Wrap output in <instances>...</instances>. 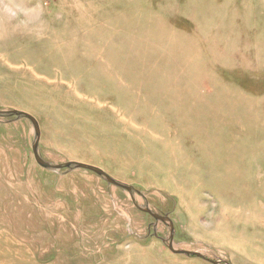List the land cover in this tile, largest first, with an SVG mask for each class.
I'll return each mask as SVG.
<instances>
[{"label": "rangeland", "instance_id": "rangeland-1", "mask_svg": "<svg viewBox=\"0 0 264 264\" xmlns=\"http://www.w3.org/2000/svg\"><path fill=\"white\" fill-rule=\"evenodd\" d=\"M11 111L133 192L0 115V264H264V0H0Z\"/></svg>", "mask_w": 264, "mask_h": 264}, {"label": "water", "instance_id": "water-1", "mask_svg": "<svg viewBox=\"0 0 264 264\" xmlns=\"http://www.w3.org/2000/svg\"><path fill=\"white\" fill-rule=\"evenodd\" d=\"M0 115L24 117V118L29 119L33 123V125L35 127V130H36V134H37V139H36V142L34 143V146H33V152H34V155H35L37 163L41 167L46 168V169H52V170H61V169L70 168L72 166H75V167H77L79 169L89 170V171H92V172H94V173H96V174H98L100 176H103L111 184H114V185L119 186V187H121L123 189H126L127 191L130 192V194H132V192H133V188L132 187L125 186V185H122V184L116 182L108 174H106L102 169L97 168L95 166L86 165V164H82V163H76V162L54 166V165H51L50 163L44 161L39 156V153H38V148H39V143H40V138H41V131H40V126H39L37 120L34 117H32L31 115H29V114H27L25 112H20V111L0 112ZM143 211L146 212V213H149L150 215H152L156 220H159V221H162V222H167L170 225L171 236H170V239H169V241L167 243H168V248L173 253H175V254H185L187 256H195V257H198V258H201V259H205V257L203 255L199 254V253L188 252V251H183V250H175L174 247H173L175 229H174V225H173L171 219L169 217H167V216H159L157 214H154L149 209H144ZM211 263L217 264L216 262H212V261H211Z\"/></svg>", "mask_w": 264, "mask_h": 264}]
</instances>
